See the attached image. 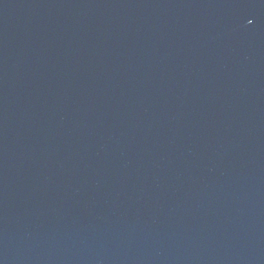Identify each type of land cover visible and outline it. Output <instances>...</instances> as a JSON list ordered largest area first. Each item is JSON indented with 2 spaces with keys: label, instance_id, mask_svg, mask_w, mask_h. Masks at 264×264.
Masks as SVG:
<instances>
[{
  "label": "water",
  "instance_id": "obj_1",
  "mask_svg": "<svg viewBox=\"0 0 264 264\" xmlns=\"http://www.w3.org/2000/svg\"><path fill=\"white\" fill-rule=\"evenodd\" d=\"M264 61V0H0V264H182Z\"/></svg>",
  "mask_w": 264,
  "mask_h": 264
}]
</instances>
